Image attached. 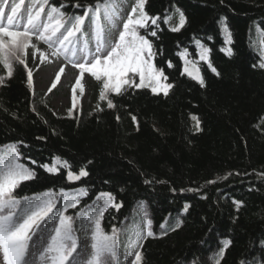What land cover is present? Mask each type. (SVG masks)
I'll return each instance as SVG.
<instances>
[{
    "label": "trees",
    "instance_id": "obj_1",
    "mask_svg": "<svg viewBox=\"0 0 264 264\" xmlns=\"http://www.w3.org/2000/svg\"><path fill=\"white\" fill-rule=\"evenodd\" d=\"M96 2L48 0L67 16L81 15ZM14 3L19 0H8L6 14ZM124 3L126 19L136 0ZM29 6L25 0L21 13ZM144 11L158 18L139 32L152 43V63L167 77L162 82L173 85L167 95L134 85L117 94L87 73L89 94L84 99V91L72 85L71 103L58 114L53 97L34 88L32 56L50 49L47 44L33 37L34 52L23 64L11 62V77L0 64V151L15 145L20 162L35 173L14 195L87 189L66 213L74 217V256L82 248L81 233L89 240L88 258L92 251L91 226L77 212L94 201L103 204L96 197L111 193L120 207H107L101 226L108 234L121 230L119 264L133 259L125 256L130 232L124 230L145 214L153 236L142 242L141 264H264V0H145ZM181 12L185 24L172 31ZM201 45L210 49L208 61L199 59ZM228 48L231 55L222 50ZM193 64L203 85L184 73ZM133 80L140 83L139 76ZM56 157L59 171L49 173L42 165L51 166ZM81 168L88 175L70 183L67 171Z\"/></svg>",
    "mask_w": 264,
    "mask_h": 264
},
{
    "label": "snow or ice",
    "instance_id": "obj_2",
    "mask_svg": "<svg viewBox=\"0 0 264 264\" xmlns=\"http://www.w3.org/2000/svg\"><path fill=\"white\" fill-rule=\"evenodd\" d=\"M2 4L0 64L7 69L9 77L13 70L11 61L16 60L23 64L21 54L26 55L29 47H35L32 44L35 37L52 49L53 56L63 57L73 67L78 68L81 78L85 73H90L97 81L103 80L105 90L119 94L125 85H134L138 88L150 87L153 93L163 92L167 95L173 86L162 82L161 78L166 80L167 77H164L162 69H157L152 63V43L139 32V29L148 27L149 21L154 25L158 19L149 17L144 11L145 0H136L126 19L123 15L124 0H97L95 4L86 6L83 14L74 16H67L61 10L63 6L49 5L48 0H30V6L23 13L21 9L25 0L14 3L10 7V14L5 12L8 0H2ZM75 6L81 7L80 4ZM184 24L185 17L181 12L178 25L171 30L179 31ZM223 31L230 41L231 34L226 25ZM151 35L155 36V31ZM93 42L94 47L90 46ZM222 50L227 55L232 54L230 48ZM209 53L210 49L201 45L199 59L208 61ZM168 66L172 67L170 61ZM208 66L213 72L216 71L210 62ZM260 67L264 68V64ZM63 72L64 69L60 68V73ZM184 73L193 79H199L203 85V78L199 76V69L194 64L191 68L185 66ZM134 76H139V84H134ZM56 80H60L59 74L56 75ZM28 81L31 84V71L28 72ZM80 85L81 80L77 79L76 87ZM52 87L55 88L56 84L53 83ZM100 98L105 99V91H101ZM108 107H113L111 100L108 101ZM132 119L135 121L136 117L133 116ZM192 119L199 128L198 118L193 116ZM57 164H61L59 157L54 158L51 166L45 164L42 167L49 173H56L59 171ZM62 166L71 168L67 161H63ZM87 175L88 172L81 168L78 173L68 170L66 178L74 183ZM34 177L32 169L20 162L15 145L0 151V255L3 264H35L36 253L31 248L38 244L42 246L38 257L41 264H79L77 257L73 255L78 248V239L73 228L74 217L66 213L69 209L77 208L80 198L87 195V189H60L59 193L46 190L32 197L18 198L14 195L22 182ZM101 199L103 204L97 205L94 201V206H85L86 210L81 209L76 214L85 224L91 226L92 251L83 264H119L121 230L113 228L112 233L108 234L103 230L101 220L107 207L119 208L120 205L113 202L111 193H101L96 197V200ZM58 204L60 207H57ZM188 207L189 205H185L184 210L187 211ZM49 223L53 225L52 228H48ZM45 231L48 233L47 244L43 246ZM124 231L130 232L125 244L126 258L133 257L130 264H141L143 255L139 249L143 240L153 236L151 221L145 214L138 225ZM34 236L39 237L38 241H33ZM220 256H223V249Z\"/></svg>",
    "mask_w": 264,
    "mask_h": 264
},
{
    "label": "rangeland",
    "instance_id": "obj_3",
    "mask_svg": "<svg viewBox=\"0 0 264 264\" xmlns=\"http://www.w3.org/2000/svg\"><path fill=\"white\" fill-rule=\"evenodd\" d=\"M124 13L126 14V5L124 3ZM122 30V27H121ZM116 36H118V33H116ZM34 45V43H32ZM35 46V45H34ZM35 47H29L27 49V54L29 52H34ZM26 54V55H27ZM43 54V55H42ZM24 54H21V58L24 60L25 56ZM11 62H16V60H12ZM32 72L35 75V84L34 88L36 92H42L45 93L48 96L53 97V107L55 111L58 114H65L66 110L68 109L71 100H72V94L70 92V87L72 85L76 86V80H81V85L78 88H82V90L85 93V97L89 94L92 82L87 73L84 74V76L81 78L79 69L73 67L72 63H70L68 60L56 57L52 55V50L50 49H44L39 48L37 49L33 56H32V62H31ZM60 68L64 69L63 73H60ZM60 75V80H56V75ZM55 83L56 87L53 88L52 84ZM45 239L43 241V246H45L46 242V232L43 233ZM82 237V248L78 255L76 256L79 264H83L84 261L88 258V251L87 246L89 243V240L83 236V233L80 234ZM39 237L34 236L33 241H38ZM32 242H30L31 244ZM42 250V246L38 244L37 247L31 248V251L36 253L35 257V264H41L39 261V252ZM120 256V252H119ZM128 262V261H126ZM0 264H3L2 261V255H0Z\"/></svg>",
    "mask_w": 264,
    "mask_h": 264
}]
</instances>
